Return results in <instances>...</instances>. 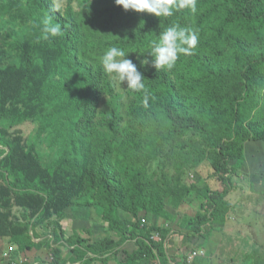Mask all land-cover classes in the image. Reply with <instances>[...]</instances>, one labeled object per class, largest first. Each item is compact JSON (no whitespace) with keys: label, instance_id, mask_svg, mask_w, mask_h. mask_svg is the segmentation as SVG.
Returning <instances> with one entry per match:
<instances>
[{"label":"trees","instance_id":"obj_1","mask_svg":"<svg viewBox=\"0 0 264 264\" xmlns=\"http://www.w3.org/2000/svg\"><path fill=\"white\" fill-rule=\"evenodd\" d=\"M17 1L23 11L30 12L32 0ZM37 1L43 10L54 14L56 7L52 0ZM76 5L78 14L74 10ZM196 8L195 13L184 9L171 17H156L146 12L125 11L115 0H67L66 13L75 38H81L86 26L108 29L120 18L135 26L123 37H92L88 39L90 43L80 41L84 59L75 65L71 77L58 84H40L41 96L50 112L42 118L39 133L47 131L64 140L66 147L75 146L80 137L95 140L89 149L86 185L102 203L112 235L121 233L120 244L128 240L123 231L130 224L120 219L119 212H127L136 219L130 233L137 248L122 264H169L174 259L163 242L150 239L158 231L162 232L163 241H168L169 232L145 227L140 217L141 213H162L168 197H177L178 204L188 189L175 182L177 190L173 192L169 182L151 180L148 167L152 148L173 145L175 153L170 159L181 160L176 165L178 171L187 165L196 167L209 152H217L216 176L225 188L205 191L206 201L201 206L204 214L195 229L199 233L203 226L223 220L230 211L231 204L225 198L235 188L231 176L244 166L245 144L264 141V0H196ZM174 24L195 30L199 36L197 47L190 56L180 55L173 69L157 70L149 55L151 41ZM113 45L122 47L126 58L137 66L148 93L145 103L144 91L129 90L131 101L126 116L130 123L123 131L116 130L112 124L121 118L118 108L99 114L95 110L100 100L97 98L101 90L99 73L103 69L95 57L102 56ZM45 47L63 51L65 68L75 62L77 43L70 35L65 34L57 42L45 40L35 31L25 58L26 74L19 95L28 78L35 74L39 53ZM106 130L109 135L104 133ZM185 137L190 140L183 141ZM9 147L0 137L3 153ZM0 179L17 194L41 199L50 196L47 187L38 182L12 181L1 165ZM35 238L34 233L26 238L24 252L45 245L53 252L54 264H88L92 257L118 246L110 239L87 248L79 241L63 240L57 235L48 241L41 239L39 244L33 241ZM64 246L71 248L77 257L65 261L60 249ZM180 259L184 261L182 264H188V255Z\"/></svg>","mask_w":264,"mask_h":264},{"label":"rangeland","instance_id":"obj_2","mask_svg":"<svg viewBox=\"0 0 264 264\" xmlns=\"http://www.w3.org/2000/svg\"><path fill=\"white\" fill-rule=\"evenodd\" d=\"M52 1L56 7L54 14L43 10L37 0H32L29 13L23 11L17 0H0V137L10 145L5 153L0 148V165L10 173L12 181L38 182L50 191L47 199L17 194L0 179V264H54L53 252L45 245L24 252L28 244L26 238H31L33 233L37 235L33 241L38 244L41 239L48 241L52 235H57L63 240L79 241L87 248L110 239L118 246L92 257L88 264H122L137 248L130 233L136 219L127 212H119L120 219L130 224L123 231L128 240L120 244L121 233L112 235L102 203L86 185L89 149L95 140L80 137L75 146L66 147L64 140L47 131L39 133L42 118L50 112L41 96L40 84H58L71 77L75 65L84 59L80 41L90 43L88 39L92 37H123L135 24H127L120 18L108 29L89 25L81 32V38H75L71 35L69 13H66L67 0ZM74 10L79 13L77 5ZM45 18L58 23L62 30L61 35H49L47 40L62 41L65 34L75 40V62L65 68L66 55L60 48H43L35 74L28 78L19 95L31 40L35 31L44 36ZM100 58L95 57V61L102 66ZM99 75L102 76L97 97L100 100L95 110L99 114L118 108L121 118L112 124L116 125V130L123 131L130 123L126 116L130 89L126 82L113 80L104 68ZM100 119L98 116L97 120ZM104 133L109 135L107 130ZM189 140L183 138L185 142ZM174 153L173 145L152 148L149 176L154 182H169L173 192L177 190L175 182L185 186L188 192L178 204L177 197H168L160 214L141 213L140 219L148 223L145 227L169 232L167 252L174 260L199 251L202 256L196 258L195 264H264V141L245 144L244 166L231 176L235 188L225 198L231 204L230 211L223 220L203 226L199 233H195V229L204 214L201 206L206 201L205 191L225 188L216 176L219 158L216 151H211L200 165H187L178 171L176 165L181 160H171ZM159 234L162 238V232ZM60 249L65 261L77 257L69 247Z\"/></svg>","mask_w":264,"mask_h":264},{"label":"clouds","instance_id":"obj_3","mask_svg":"<svg viewBox=\"0 0 264 264\" xmlns=\"http://www.w3.org/2000/svg\"><path fill=\"white\" fill-rule=\"evenodd\" d=\"M115 4L125 11L146 12L156 17H171L176 11L184 9H189L192 13L197 10L196 0H115ZM43 24L45 40L49 35L56 37L62 34L61 26L53 23L50 18H45ZM198 41V33L193 29L178 24L167 27L157 39L151 41L149 55L152 57V65L157 70L173 69L180 55L193 54ZM100 63L113 80L121 84L126 82L128 89L133 91H144V101L147 103L148 93L145 91L144 77L132 60L126 58V52L122 47L116 45L108 47L103 52Z\"/></svg>","mask_w":264,"mask_h":264},{"label":"built area","instance_id":"obj_4","mask_svg":"<svg viewBox=\"0 0 264 264\" xmlns=\"http://www.w3.org/2000/svg\"><path fill=\"white\" fill-rule=\"evenodd\" d=\"M142 224L143 225H147V220L146 219H142ZM160 232H153L152 233V236H151V240L154 241V242H163L164 243V247L168 250L167 246H168V242H164L159 234ZM13 250V249H11ZM202 256V252H199V251H193L192 255H190L187 259V263L188 264H192L194 262V260L198 257V256ZM54 255H52V259H53ZM184 261H182V259L178 258L176 260H171L169 261V264H182Z\"/></svg>","mask_w":264,"mask_h":264}]
</instances>
